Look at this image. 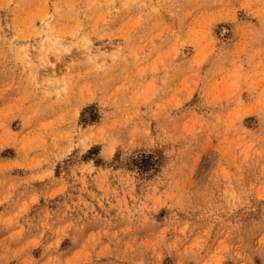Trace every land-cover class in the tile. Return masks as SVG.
I'll use <instances>...</instances> for the list:
<instances>
[{
    "label": "rangeland",
    "instance_id": "374dc122",
    "mask_svg": "<svg viewBox=\"0 0 264 264\" xmlns=\"http://www.w3.org/2000/svg\"><path fill=\"white\" fill-rule=\"evenodd\" d=\"M0 264H264V0H0Z\"/></svg>",
    "mask_w": 264,
    "mask_h": 264
}]
</instances>
